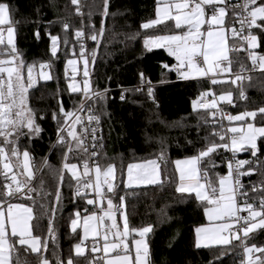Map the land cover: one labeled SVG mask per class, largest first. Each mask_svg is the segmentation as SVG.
I'll return each instance as SVG.
<instances>
[{
    "label": "trees",
    "instance_id": "1",
    "mask_svg": "<svg viewBox=\"0 0 264 264\" xmlns=\"http://www.w3.org/2000/svg\"><path fill=\"white\" fill-rule=\"evenodd\" d=\"M0 2H7L11 6L14 42L25 62V81L27 65L34 66V83L28 90L26 104L34 114L35 123L42 129L39 135L33 134L31 139L27 129H23L25 134L19 135L18 139L16 136L10 137L16 139L20 153L23 150L29 152L35 171L33 184L37 189L41 188L40 181L43 180L39 196L33 193L34 199L21 198L16 202H25L33 209V235L48 243L46 251L41 248L39 253H33L18 244L16 239H10L9 244L14 248L10 253L11 264H40L42 256H46L50 264H56L57 258L64 264H67L69 257L75 264H89L93 260L91 247H87L83 257L73 253L74 245L80 239L79 234L70 229V218H73L76 210L83 213L85 209L90 211L92 206L86 203V199L74 198L76 181L66 169L63 184H60V170L65 162L63 154L67 147L57 145L55 141L57 128L64 122L63 117L60 124L53 119V111L59 114V103L62 102L67 111H76L83 100L82 93L69 92L68 82L73 76L68 78L64 74L67 60L81 59L79 39L75 35L78 30L83 31L85 45L91 53L90 92L104 93V99L98 103L94 99L88 103V108L100 118L103 128V139L95 161L101 168H106L108 164L115 166L114 191L106 196L113 200L115 207L120 205V198H124L130 227L152 226L147 234V264H240L238 240L226 246L196 247V229L206 224L204 206L192 195L176 191L174 162L197 155L199 150L212 142L221 143L217 136L212 135L221 130L219 125L213 123L211 113L214 109L193 110L196 98L202 93H209L210 89L218 93L230 91L233 94L232 114L255 111L264 107V72L254 74L236 86L231 81L211 85L207 80H181L170 70L174 64L173 58L162 50L145 47L146 39L177 30L171 22L148 29L141 27L155 18L156 0H108L107 15L104 14V0H82L83 17L76 12L77 7L71 0ZM230 14L229 29L231 10ZM65 24L68 25L67 30ZM102 25L104 32L100 36ZM37 32L39 39L36 38ZM94 32L97 41L89 38ZM49 33L59 37L56 57L51 54ZM253 35L257 36L258 46L252 53L264 56V33L253 29ZM229 59L232 61L231 73L241 71L242 67L244 70L248 68L243 54H231ZM41 64L49 65V81L39 79ZM140 73L144 74V84H141ZM148 81H151L153 88L152 96L147 92ZM241 90L246 99L240 97ZM252 123L264 127V119L259 114ZM0 146L11 148V145L3 144V137H0ZM257 148L259 151L255 158L251 150L234 156L258 162V169L264 174V137L257 141ZM161 153L163 158H160ZM225 154V149L218 148L198 164L201 180L205 184L211 181L216 186L219 177L226 174ZM85 158L82 151H74L69 153L66 162L77 163L82 168L81 161ZM147 160H156L162 184L126 187L127 165ZM45 161L48 166H44ZM204 172H207V178ZM58 187L61 201L55 213L53 240L48 235V220L52 213L46 210L56 204ZM245 243L248 247L264 248V229L251 232L245 238ZM253 257L264 259V253L255 252Z\"/></svg>",
    "mask_w": 264,
    "mask_h": 264
},
{
    "label": "snow or ice",
    "instance_id": "2",
    "mask_svg": "<svg viewBox=\"0 0 264 264\" xmlns=\"http://www.w3.org/2000/svg\"><path fill=\"white\" fill-rule=\"evenodd\" d=\"M73 5L78 3V0H71ZM161 0H157L159 5ZM232 7L240 9V12L234 13L240 19L241 28L247 25L249 35L244 37L248 41V47L254 49L258 46L257 36L251 34L252 29H259L264 33V0H243L242 3L238 2L231 4L230 0H166L163 7L156 8V19L150 20L141 25L142 28L148 29L158 24L163 23L165 20H174L175 28L180 29L182 34L165 35L145 40V47L149 45L161 46V42L168 45V54L174 56L177 65L172 69L175 70L179 77L182 79H189L192 76H202L211 78V84L225 83L227 81L217 79L218 75L224 73H231L232 61L228 57L229 49L225 46V37L220 31H213V25H221L224 23V17L227 14V8ZM108 0H104V14L107 15ZM174 10V11H173ZM206 11H210L211 15L207 16ZM79 14V8H77ZM243 13V15H241ZM259 21V23H258ZM207 24L209 30L207 33L201 30V25ZM6 26V27H4ZM183 26H187V31H183ZM67 30L68 25H64ZM235 34V29H232ZM103 25L100 29V36H103ZM6 34V37H5ZM76 37L79 39L84 36L83 31H76ZM206 35V39H204ZM36 38H40L39 32L36 33ZM91 40L97 41V34L94 32L90 37ZM51 54L56 57L58 51L59 37L51 35ZM67 43V41H65ZM6 45V46H5ZM150 50V49H149ZM95 53H93V56ZM81 59L87 65L88 61L85 59L84 46L81 45L80 52ZM202 57L203 66L200 64ZM253 66L259 63L261 70H264V56H257L254 53H249ZM226 62V65H225ZM69 65L73 66V79L75 78V60H69ZM25 62L14 42V28L11 21V6L7 2H0V137H3L4 145H11L10 150L5 146H0V176H3L4 183L2 191H0V203L3 200L12 198L14 196L22 197L23 199H34L33 193L37 196L41 194L43 180L40 181L41 188L37 189L33 181L35 173L31 164V157L27 150L22 153L18 151L16 139L19 135L25 134L23 129H27V135L31 139L32 135H39L42 129L35 123L34 114L27 107L26 98L28 90L33 86V65H27V79L25 81L24 69ZM40 67L47 68L48 64H41ZM167 68V65H164ZM185 69H187L185 71ZM243 67L241 72H243ZM84 76H88L87 68H85ZM41 77L45 80L51 79L47 73L42 72ZM141 84H144V74L140 73ZM245 79L239 73L231 80L232 84H237L238 81ZM147 92L149 96L153 94L151 81L147 82ZM68 90L71 93L83 92V100L78 111H83L85 101L96 100L98 103L104 99V93L90 92L89 82L87 79L83 82V87H78L76 83H69ZM138 91L141 89H137ZM209 93H202L201 96H207ZM240 97L246 99L244 91L241 90ZM123 94L121 99H123ZM219 101H227L232 103V92L219 96ZM199 107L207 109L217 108V99L213 98L211 103L200 104ZM197 108V102H193V109ZM219 111V109H217ZM258 114L261 119H264V107H260L255 111H245L240 115H227L226 119L232 121H245V118L256 119ZM215 117L216 113H211ZM222 118L223 113H221ZM63 117V124L57 128V145H64L67 151L63 154L65 162L62 164L60 170V184L64 181V170L66 169L71 173V177L76 181V188L74 198L86 199L87 193L85 190H91L94 193L95 199H86L88 205H102L103 201L107 198L104 192V187L107 186V193L114 191L115 185L110 182L115 178V166L108 164L106 168H101L98 162L93 158L98 156L96 148V131L92 127V150L89 155V149L85 144L88 136L89 128L93 121L96 124L100 123L97 116L91 114L89 109L88 126L82 123V117L76 111L65 110L63 103H59V114L53 111V119L60 124V118ZM43 118V117H41ZM77 125H80L81 131H77ZM227 132L232 133L228 137L231 141V148L226 140V134L221 132H213L212 135L219 136L221 143H210L206 148L198 151L197 155H193L185 160H176V170L179 172L180 184L176 188L179 193H195L198 201L206 202L205 215L210 221L209 227L197 228V243L196 247H201V240L204 241V246L208 247L209 243L218 245H230L233 240H241L239 232L247 238L249 233L258 229H264V197L259 200V206L248 202V193L243 191V186L240 177L250 174L254 169H249L248 172H242L241 168L245 164H250V161L235 160L228 161V174L219 177V188L217 189L211 181L207 184L201 183V177L197 165L205 157L215 153L218 148H223L226 151L231 150L235 155L236 152L242 150H251L252 156L257 157L258 148L256 139L258 136L264 137V127H254L253 124H247V130L243 128L231 127ZM67 133V137H65ZM239 133L237 136L236 134ZM16 136V139L10 137ZM191 143V141H189ZM246 146V147H245ZM74 151H82L86 158L81 161L83 165V173L79 174L77 171L78 165L75 163L69 164L66 161L69 158V153ZM13 158H15L13 160ZM163 158V153L161 157ZM92 160V165L89 164ZM44 166L47 165L45 161ZM158 165L156 160H147L144 163H129L127 165V183L126 187L132 185H159L162 184L158 172ZM23 169V171H21ZM95 174V181L93 182L91 174ZM204 177L207 178V172H204ZM85 178H87L85 180ZM71 187V185H70ZM210 189L209 190H206ZM264 191V187L261 189ZM253 191H256L253 186ZM238 196L244 197L243 205L238 204ZM56 204L46 211H51L52 216L48 220V235L53 240L55 239L54 220L55 213L61 201V190L58 187L55 194ZM121 206H123L124 198L121 197ZM41 207H44L41 205ZM7 214L0 207V264H10V253L14 248L9 244V235L7 227H11V237H19L20 245H27L31 248L33 253H39L40 249L47 250V240L41 241L38 236H33L32 226L29 224L33 220V209L25 207L22 204L8 203ZM15 210V211H14ZM119 211L114 208L113 200L107 198V209L100 207L102 215L97 216L95 212L91 215H84L81 217L79 210L74 214L75 218H70V227L73 233L77 232L80 227L82 219V227L84 236L81 237L79 243L74 245L75 255L83 257L85 249L82 246L84 240L91 232L94 237L102 235L104 240L103 253L104 257H94L89 261V264H98L100 259L104 260V264H146L149 255L148 245L145 237L152 230V226L142 228H132L129 225L128 217L123 212L120 213V219L123 221V229L121 230L116 215ZM87 212V209H85ZM246 212V216H241L240 213ZM111 221V224H105V220ZM95 221V227L91 222ZM218 222V223H217ZM242 222V223H241ZM101 229L103 232H101ZM135 233L140 239H133L132 243L135 245L136 256L133 261L129 253V244L127 243L128 237ZM110 237L112 239L110 240ZM244 255L247 264H264V259L252 260L251 254L254 252L264 253V248L255 246L248 247L244 240H241ZM97 245L94 243L92 251H98ZM113 255L109 259V254ZM143 256V259H142ZM40 264H50L46 256L40 258ZM56 264H64V262L57 258ZM67 264H75V261L69 257ZM211 264V262H210Z\"/></svg>",
    "mask_w": 264,
    "mask_h": 264
},
{
    "label": "built area",
    "instance_id": "3",
    "mask_svg": "<svg viewBox=\"0 0 264 264\" xmlns=\"http://www.w3.org/2000/svg\"><path fill=\"white\" fill-rule=\"evenodd\" d=\"M238 0H230L231 4H235L237 3ZM240 3L243 2V0H239ZM76 7L79 8V14L81 15V17H83V6H82V0H78V3L76 4ZM77 8H76V12H77ZM230 10L232 12V21H231V27L229 29L228 32V40H229V50L232 54H243L245 56V58L247 59L248 62V68L246 70H244L243 72L238 71L237 73L243 75L245 77V80H249L250 76L260 73V68L258 65H256L255 67L253 66V64L249 61V53H252V50L248 47V41L244 39V37L249 35V29L247 27V25L244 26V28H241V23H240V19L237 17V15H235L234 13L240 12V9H233L232 7H230ZM206 15L210 16L211 12L210 11H206ZM241 15H243V13H241ZM209 29V26L207 24H204L203 27V32H206ZM232 29H235V34L233 33ZM251 34L253 35V29L251 30ZM84 36L79 38L78 41V46L81 48V45L84 46V50L86 52V59L88 61V70L90 72V65H89V59L91 58V53L88 52L87 47L85 45V41H84ZM205 39V37H204ZM200 64L203 66V60L202 57L200 58ZM73 67H65L64 69V74L66 77L71 78L73 76ZM173 73L177 76V72L175 70H173ZM237 73H232L230 75V79H234L235 75ZM209 82V84H211V80L208 78L207 80ZM213 90V89H212ZM214 92V91H213ZM94 93V92H92ZM215 95V94H214ZM213 98H216L215 96L213 97L212 95H207V96H199L198 98H196V102H197V108L195 109V111L197 110H201V109H205L203 107H199L200 104H206V103H211V101L213 100ZM91 100H87L85 101V107L84 110L78 111V109L76 110V113L78 115H80L82 117V123L84 126H88L89 122H88V115H89V108H88V103ZM233 104L232 105H227V106H221L220 104H218L217 101V108L214 109L213 113H216L215 117L212 116V120L213 123L221 128L220 132L221 133H225L226 134V140L224 142H227L229 144H231L230 139H228V137H231L233 134L230 132H227V129L230 126V122L226 119L227 115H231L232 111H233ZM217 109H219V111H217ZM194 110V109H193ZM221 113H223V117L221 116ZM91 114L94 116L95 115L92 111ZM98 117V116H97ZM100 119V118H99ZM94 127L97 129L96 131V148L95 150L98 152V149L101 145L102 139H103V128L101 125V121L99 124H96L95 121L92 122L91 127L89 128V132H88V136L85 140V144L89 149V155L90 152L92 150V133H91V128ZM77 131L80 132L81 128L80 125H77ZM67 134V133H65ZM217 139H219V136H217ZM57 141V138L56 140ZM225 156H224V160L226 161V163H228V161H235V160H245V161H250V164H245L242 168L241 171L242 172H248L249 169H254V171H252L250 174L248 175H244L240 177V181L241 184L243 186V191L248 193V202L249 203H253L255 206H259V200L264 197V191H262V187H264V174H262V172L258 169L259 167V163L258 162H254L251 158H244V159H240V158H236L234 156V154L228 150H225ZM97 157L93 158L94 160ZM264 162V159H263ZM93 161L89 160V164L92 165ZM228 170V167H227ZM229 171V170H228ZM92 176V180L93 182L95 181L94 178V173L91 174ZM87 178H85L86 180ZM0 183L3 185L4 183V178L3 176H0ZM253 186H255L256 191H253ZM75 192V191H74ZM85 192L87 193L86 198L87 197H92L93 199H95L94 193L91 190H85ZM104 192L106 193V195L110 194L107 193V186L104 187ZM22 197L19 196H14L12 198H9L7 200L4 201L3 203V208H7L8 203H14L16 202L18 199H21ZM238 204L239 205H243L244 202V197L238 196ZM90 211L93 213L95 212L97 216L102 215V213L100 212V209L97 208L96 206L91 207ZM241 216H246L247 213L246 212H242L240 213ZM242 223V222H241ZM101 232H103V230L101 229ZM239 236L241 237V240L245 241V237L243 236L242 232L238 233ZM241 240H238L239 244H240V264H246V259H245V255H244V251H243V247L241 246ZM96 244L98 247V251H96L93 255V259L94 257H100L103 258V251H102V245H103V238L102 235L99 236L96 240L93 241H87L85 243L86 247H91L93 248V244ZM255 252L252 253V257L254 256ZM103 259H100L98 261V264H102Z\"/></svg>",
    "mask_w": 264,
    "mask_h": 264
},
{
    "label": "rangeland",
    "instance_id": "4",
    "mask_svg": "<svg viewBox=\"0 0 264 264\" xmlns=\"http://www.w3.org/2000/svg\"><path fill=\"white\" fill-rule=\"evenodd\" d=\"M157 1V0H156ZM162 2V3H161ZM161 2H160V4L158 5H156V8L158 7V6H160V7H163L164 6V4H165V2H166V0H161ZM173 2H175V0H173ZM228 9H230V8H228ZM174 11V10H173ZM155 12H156V9H155ZM154 19H156V14H155V18ZM153 19V20H154ZM167 21H170V20H167ZM174 21V20H173ZM4 27H6V26H4ZM183 27H185V30H183V31H187V26H183ZM220 27V28H219ZM221 27H222V24L221 25H213L212 26V29L211 30H213V31H219L220 29H221ZM177 34H182V31L181 32H173V33H170V34H167V35H177ZM163 36H165V35H163ZM5 37H6V34H5ZM205 39H206V37H205ZM162 45H166L167 46V48H166V52L168 53V45L166 44V43H164V42H162L161 43ZM160 47V46H159ZM256 48H254V49H251V50H255ZM173 59H174V64H173V66L174 65H177V61H176V59H175V57L174 56H171ZM69 60H75L76 61V64H75V78L73 79V77L71 78V80L68 82V84L69 83H76L77 85H78V87H83V82H84V80L85 79H87L88 80V82H89V88H90V91H91V84H90V79H89V70H88V64L87 65H85L84 64V60L83 59H78V58H73V59H69ZM69 60H67V62H66V67H73L72 65H69L68 64V61ZM249 61L252 63V61H251V59H249ZM257 65L259 66V63H257ZM85 68H87V71H88V76L87 77H85L84 76V71H85ZM260 68V67H259ZM40 70H39V79L41 80V81H43V82H46V81H49L50 79H48V80H45V79H43L42 77H41V73L42 72H45V73H47L49 76H51V73H50V70H48V68H39ZM187 69H185V71H186ZM260 71L261 72H264V70H261V68H260ZM73 72V71H72ZM232 73H224V74H221V75H218L217 76V79H219V80H223V81H227V82H225V83H228V82H230L231 80H230V75H231ZM253 76V75H252ZM251 77V76H250ZM181 78V77H180ZM182 79V78H181ZM189 79H191V80H201V79H203V80H205V77H202V76H192V77H190ZM189 79H187V80H189ZM250 79V78H249ZM182 80H185V79H182ZM243 80H245V79H243ZM241 82H242V80L241 81H238L237 82V84H232V85H234V86H236V85H238V84H241ZM218 84H220V83H218ZM212 85V84H211ZM217 85V84H216ZM70 92V91H69ZM71 93V92H70ZM77 93H82L83 94V92L81 91V92H77ZM226 93H228V92H221V93H218V92H213V90L212 89H210V91H209V94L210 95H212L213 97L215 96L216 97V99H217V101H218V104H220L221 106H227V105H232L233 104V102L230 104V103H228L227 101H219V96L220 95H223V94H226ZM215 94V95H214ZM232 98H233V94H232ZM240 114H242V113H237V114H231V115H233V116H235V115H240ZM246 121H248V122H246ZM252 121H253V119H251V118H245V121H232V122H230V126H229V128H231V127H235V128H243L245 131L247 130V124L248 123H251V124H253L252 123ZM254 127H257V126H255L254 125ZM257 128H260V127H257ZM237 136L239 135V133H237L236 134ZM259 138H261L260 136H258L257 137V139H256V144H257V141L259 140ZM246 147V146H245ZM230 148H231V144H230ZM250 150V149H249ZM249 150H242V151H239V152H236L235 154H239V155H241V154H246L247 152H249ZM25 150H23L22 152H21V159H22V153L24 152ZM231 151V150H230ZM232 152V151H231ZM233 153V152H232ZM187 158H189V157H187ZM187 158H183V159H178V160H185V159H187ZM32 164V163H31ZM75 164H77V163H75ZM78 165V164H77ZM33 167V166H32ZM174 167H175V171H176V176H177V187L179 186V184H180V181H179V172L176 170V165H175V162H174ZM197 167H198V170H199V165H197ZM34 170V169H33ZM21 171H23V169H21ZM77 171H78V173L79 174H82L83 173V167L82 168H80L79 167V165H78V168H77ZM158 172H159V170H158ZM34 173H35V171H34ZM68 174L70 175V177H71V173H69L68 172ZM228 174V170H227V172H226V174L225 175H227ZM160 175V174H159ZM199 175H200V172H199ZM224 175V176H225ZM72 178V177H71ZM94 178H95V174H94ZM75 181V180H74ZM110 182L111 183H115V178H114V180H110ZM126 183H127V174H126V179H125V185H126ZM201 183H204L202 180H201ZM205 184V183H204ZM139 186H147V185H144V184H141V185H132V186H130V187H139ZM217 189L219 188V181H218V183H217V185L215 186ZM206 190H209L210 191V189H207L206 188ZM182 194H187V195H192L194 198H196L195 197V193H182ZM107 198H110L109 196H106ZM107 198L103 201V203H102V205H96V207L97 208H99L100 209V207H103L104 209H107ZM86 199H93L92 197H87ZM197 200V199H196ZM198 201V200H197ZM199 203H201V204H203V206H204V209H205V206H206V202H201V201H198ZM13 204H22V205H24L25 207H29L25 202H14ZM114 205V204H113ZM90 206H92V207H94L93 205H90ZM0 207H2V209H3V211L5 212V214H7V211H8V208H6V209H4L3 208V202L2 203H0ZM114 208H118L119 209V211L117 212V216H119V226H120V228H121V230L123 229V221L120 219V213L121 212H123L124 214H126V211H125V207H124V203H123V206H121V202H120V205L118 206V207H115V205H114ZM15 211V210H14ZM78 210H76L75 212H74V214L77 212ZM81 214V217H83L84 215H91L92 214V212L91 211H87V212H83V213H80ZM204 215H205V211H204ZM73 218H75V215H73ZM205 219H206V224H204V225H202L201 227H199V228H203V227H209L210 226V221L208 220V217L205 215ZM107 220V219H106ZM106 220H105V222H106ZM109 222V221H108ZM82 223H83V221H82V219H81V221H80V227H78L77 228V234H79V239L81 240V237H83L84 236V232H83V227H82ZM92 223V225L95 227V225H96V222L95 221H93V222H91ZM218 223V222H217ZM29 224L32 226V220L29 222ZM106 224V223H105ZM111 224V223H110ZM70 229H71V227H70ZM7 232H8V235H9V240L10 239H16V241H17V243L19 244V237H11V227H10V225L7 227ZM250 234V233H249ZM34 236V235H33ZM98 237H94L93 235H92V233L90 232L89 233V235H88V237L84 240V244L82 245L83 247H84V249H85V255H86V253H87V247L85 246V243L87 242V241H93V240H96ZM112 239V237H110V240ZM133 239H140V237L139 236H136L135 235V233H132L129 237H128V239H127V243L129 244V247L131 248V249H129V253H130V256H131V258H132V260L134 261L135 260V256H136V251H135V245L132 243V241H133ZM80 240H79V242H80ZM145 240H146V243H147V235H146V237H145ZM104 241V240H103ZM233 241H235V240H233ZM78 242V243H79ZM196 243H197V232H195V245H196ZM23 246H25V247H27L28 249H30L31 250V248L30 247H28L27 245H23ZM211 246H226V245H218V244H211V243H209V246L208 247H211ZM201 247H205L204 246V241L203 240H201ZM40 251H41V249H40ZM39 251V252H40ZM92 251V250H91ZM102 251H103V245H102ZM32 252V251H31ZM73 253L75 254V250H74V248H73ZM113 254L112 253H110L109 254V256H108V258L110 259L111 258V256H112ZM103 256H104V253H103ZM142 259H143V256H142ZM245 259H246V257H245ZM251 259L252 260H257V258H254V257H252V255H251ZM10 264H11V258H10ZM103 264H104V260H103ZM146 264H147V262H146ZM246 264H247V260H246Z\"/></svg>",
    "mask_w": 264,
    "mask_h": 264
},
{
    "label": "crops",
    "instance_id": "5",
    "mask_svg": "<svg viewBox=\"0 0 264 264\" xmlns=\"http://www.w3.org/2000/svg\"><path fill=\"white\" fill-rule=\"evenodd\" d=\"M157 2V1H156ZM162 3V2H161ZM156 9V8H155ZM155 14H156V12H155ZM229 20H231V14H230V10L227 8V14H226V16L224 17V23L222 24V27H221V29L219 30L220 32H222V34L224 35V37H225V46L229 49V40H228V32H229V28H228V24H229ZM166 22H171L172 23V26H173V28L174 29H176L175 28V21H173V20H170V21H167V20H165L163 23H161V24H164V23H166ZM161 24H158V25H161ZM158 25H156V26H158ZM155 27V26H154ZM203 27H204V24H202L201 25V30L203 31ZM152 28V27H151ZM220 28V27H219ZM183 30H185V27H183ZM209 30V29H208ZM207 30V31H208ZM207 31L205 32V33H207ZM175 32H181V30L180 29H177ZM173 33V32H172ZM163 35H167V34H162V35H158V36H155V37H159V36H163ZM205 37H206V35H205ZM151 38H154V37H151ZM162 43V42H161ZM165 43V42H164ZM149 49H152V50H162V51H164L168 56H170L165 50H166V48H167V46L166 45H162L161 44V46L159 47V46H155V45H149V47H148ZM232 53L230 52V50L228 51V57H230V55H231ZM171 57V56H170ZM172 58V57H171ZM174 60V59H173ZM225 65H226V62H225ZM179 77V76H178ZM180 78V77H179ZM208 78L211 80V78H210V76L209 77H205V80H208ZM181 79V78H180ZM182 80V79H181ZM189 80H191V79H189ZM189 80H185V81H189ZM201 80H203V79H201ZM231 80V79H230ZM116 220H117V222L119 223V216H117L116 215ZM106 224H108V225H110V223H111V221H109L108 222V220H106V222H105ZM103 245H104V241H103ZM129 249H131L130 247H129ZM102 264H103V261H102Z\"/></svg>",
    "mask_w": 264,
    "mask_h": 264
},
{
    "label": "water",
    "instance_id": "6",
    "mask_svg": "<svg viewBox=\"0 0 264 264\" xmlns=\"http://www.w3.org/2000/svg\"><path fill=\"white\" fill-rule=\"evenodd\" d=\"M171 69V68H170ZM253 157V156H252ZM255 158V157H254Z\"/></svg>",
    "mask_w": 264,
    "mask_h": 264
}]
</instances>
